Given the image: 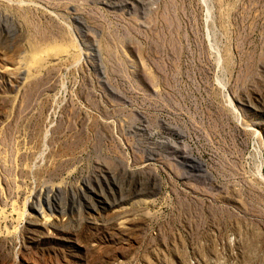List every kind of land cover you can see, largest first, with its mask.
I'll use <instances>...</instances> for the list:
<instances>
[{"label":"rangeland","instance_id":"obj_1","mask_svg":"<svg viewBox=\"0 0 264 264\" xmlns=\"http://www.w3.org/2000/svg\"><path fill=\"white\" fill-rule=\"evenodd\" d=\"M0 264H264V0H0Z\"/></svg>","mask_w":264,"mask_h":264},{"label":"bare ground","instance_id":"obj_2","mask_svg":"<svg viewBox=\"0 0 264 264\" xmlns=\"http://www.w3.org/2000/svg\"><path fill=\"white\" fill-rule=\"evenodd\" d=\"M34 49H38L37 47H34Z\"/></svg>","mask_w":264,"mask_h":264}]
</instances>
